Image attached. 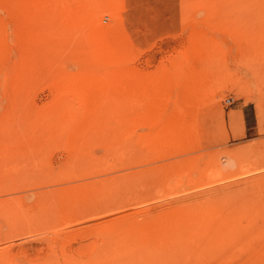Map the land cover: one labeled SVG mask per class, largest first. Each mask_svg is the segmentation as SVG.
<instances>
[{
	"label": "rangeland",
	"instance_id": "obj_1",
	"mask_svg": "<svg viewBox=\"0 0 264 264\" xmlns=\"http://www.w3.org/2000/svg\"><path fill=\"white\" fill-rule=\"evenodd\" d=\"M0 233L7 264H264V0H0Z\"/></svg>",
	"mask_w": 264,
	"mask_h": 264
},
{
	"label": "bare ground",
	"instance_id": "obj_2",
	"mask_svg": "<svg viewBox=\"0 0 264 264\" xmlns=\"http://www.w3.org/2000/svg\"><path fill=\"white\" fill-rule=\"evenodd\" d=\"M59 88H61V90H62V94H63V96L64 95H68V96H66V98H67V100H71L72 98H73V96H75V95H78L79 94V91L81 90V89H83L84 87H83V84L81 83V82H79V81H72V82H70V83H62V82H59ZM72 95V96H71ZM65 97V96H64ZM63 97V98H64ZM72 97V98H71ZM69 98H71V99H69ZM70 104V103H69ZM172 133V132H171ZM164 134V133H163ZM167 134H168V132H167ZM167 134H165V135H167ZM173 135V134H172ZM167 138H168V136H166ZM166 137H163L164 139L166 138ZM172 137V136H171ZM167 138H166V140H167ZM171 140V139H170ZM165 141V140H164ZM112 183V182H111ZM233 193V192H232ZM220 196V195H219ZM128 197V196H127ZM232 197H234L233 199L231 198V202H238V201H240V199H238V197H237V195H235V196H232ZM207 198V197H206ZM209 198H207L206 199V201L208 200ZM212 199V198H211ZM245 200V199H244ZM210 201H212V200H210ZM209 201V202H210ZM215 202V200L213 199V203ZM227 202H224V204H226ZM240 204V203H239ZM209 205V204H208ZM207 205V206H208ZM227 205V204H226ZM207 206H205L204 208H206ZM248 206V205H247ZM249 207V206H248ZM202 208H203V206H202ZM203 208V209H204ZM213 209V208H212ZM227 210V209H226ZM207 211V210H206ZM171 212V211H170ZM233 212V211H232ZM119 221H120V219H119ZM233 221V220H232ZM37 222V221H36ZM41 222V221H40ZM116 222V221H115ZM45 223V222H44ZM42 226H43V224H42ZM123 226V225H122ZM147 226V225H146ZM14 228V227H13ZM145 228V226L143 227V229ZM162 228V227H161ZM126 229H128V228H126ZM154 229V228H153ZM164 229V228H163ZM13 230V229H12ZM36 230V229H35ZM129 230H130V228H129ZM140 230V229H139ZM156 230V229H155ZM162 230V229H161ZM160 230V231H161ZM10 231V230H9ZM138 231V230H137ZM144 231V230H143ZM159 230H158V233L160 232ZM132 232V231H131ZM133 232H135L134 230H133ZM132 232V233H133ZM151 232V231H150ZM162 232V231H161ZM10 233V232H9ZM13 233V232H12ZM12 233H11V235H12ZM21 233V232H20ZM111 233V232H110ZM120 233H122V232H120ZM129 233V232H128ZM152 233H155L154 232V230H153V232ZM1 234L2 233H0V236H1ZM15 234V233H14ZM22 234H24V233H22ZM123 234H125V232L123 233ZM140 234H142L141 232L139 233V235ZM147 234V233H146ZM157 234V233H156ZM156 234H154V236L156 235ZM173 234H174V230L173 229H171V227H168V228H166L165 230H164V232L162 233V234H160L158 237L160 238H157V243L158 242H160V245H159V247H157L156 248V250H159V248L161 249V247H168L169 246V242L171 241L170 240V238L173 236ZM4 235H8V234H4L3 233V236ZM19 235V234H18ZM21 235V234H20ZM122 236V234H119L118 236ZM138 235V234H137ZM150 235V234H149ZM152 235V234H151ZM3 236H1V237H3ZM5 236V237H6ZM9 236H10V234H9ZM117 236V237H118ZM153 236V237H154ZM0 237V238H1ZM11 237V236H10ZM110 237V236H109ZM126 237H127V235H126ZM134 237V236H133ZM146 237V236H145ZM4 238V237H3ZM2 238V239H3ZM24 238V237H23ZM107 238H108V236H107ZM121 238V237H120ZM120 238H118V239H120ZM123 238V237H122ZM121 238V239H122ZM131 237H129V239H130ZM135 238H137V237H135ZM138 238H140V237H138ZM148 238H150V237H148ZM7 239H9V237L7 238ZM103 239H105V238H103ZM115 239L117 240V238H113L112 240H114L115 241ZM119 240L120 242L118 243V240H117V243L116 242H114L113 244H111V245H109V246H107V244H103V245H101L102 247H100V245L98 246V247H100V249H96L95 251H96V253L94 254V257L92 256V259H91V261L90 262H92V263H98V262H106L107 264H115V262L117 263V261L118 260H120V258H123V256H126L127 255V250H128V244L130 243V242H128V240H125L124 238L122 239V240ZM128 239V238H127ZM147 239V238H146ZM111 240V241H112ZM133 240V239H132ZM132 240H131V242H132ZM139 240H141V242H142V240L144 241L145 240V238H144V236L141 238V239H139ZM147 240H149V239H147ZM151 241H152V245H153V239H150ZM149 240V241H150ZM161 240V241H160ZM8 241V240H7ZM130 241V240H129ZM138 241V240H137ZM146 241V240H145ZM156 241H155V243H156ZM12 242V241H11ZM19 242V241H18ZM99 242V241H98ZM109 242H110V240H109ZM134 242V241H133ZM132 242V243H133ZM135 242H136V240H135ZM134 242V243H135ZM107 243V242H106ZM133 243V246L136 244H134ZM138 243V242H137ZM151 243V242H150ZM140 244V243H139ZM146 244H148L146 247L148 248L149 247V242H147ZM96 245V244H95ZM94 245V246H95ZM130 246V245H129ZM132 246V247H133ZM155 246H157V245H155ZM155 246H153L154 247V249H155ZM135 247V246H134ZM136 247H137V245H136ZM135 247V248H136ZM146 247L144 248L145 250H146ZM152 247V246H151ZM4 247H2V245H1V247H0V256H1V250L3 249ZM139 247H137V250H139L138 249ZM164 249V248H163ZM131 250H133V248H131ZM136 250V249H135ZM148 250V249H147ZM94 251V252H95ZM137 253V252H136ZM140 253V252H139ZM93 254V253H92ZM123 254H126V255H123ZM121 255H123V256H121ZM6 256V255H5ZM126 258V257H125ZM211 258V257H210ZM7 259V258H6ZM6 259H5V261H6ZM51 259V258H50ZM49 259V257L47 258V260L46 261H48V260H50ZM128 259V258H127ZM57 260V259H56ZM94 260V261H93ZM126 260V259H125ZM124 259H121V261L123 262V261H125ZM3 261V264L5 263V264H7L6 262H4V257L2 256V257H0V263ZM58 261V260H57ZM63 261H67V260H63ZM70 261V262H69ZM76 261V260H75ZM127 261V260H126ZM59 262V261H58ZM58 262H55V259H54V257L52 258V260H51V262H49L48 261V263L46 262V263H42V264H59ZM73 262V261H72ZM71 262V259L70 260H68V262L66 263V262H64L63 264H76V262H74V263H72ZM121 262V263H122ZM130 262V261H129ZM124 263V262H123ZM126 264V263H125Z\"/></svg>",
	"mask_w": 264,
	"mask_h": 264
},
{
	"label": "built area",
	"instance_id": "obj_3",
	"mask_svg": "<svg viewBox=\"0 0 264 264\" xmlns=\"http://www.w3.org/2000/svg\"><path fill=\"white\" fill-rule=\"evenodd\" d=\"M227 102H229V100H227Z\"/></svg>",
	"mask_w": 264,
	"mask_h": 264
}]
</instances>
